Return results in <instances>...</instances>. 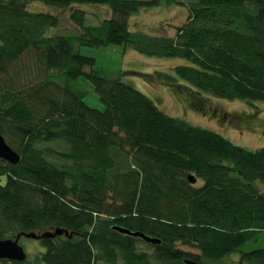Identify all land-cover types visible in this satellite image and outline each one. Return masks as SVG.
<instances>
[{
    "label": "trees",
    "instance_id": "16d2710c",
    "mask_svg": "<svg viewBox=\"0 0 264 264\" xmlns=\"http://www.w3.org/2000/svg\"><path fill=\"white\" fill-rule=\"evenodd\" d=\"M34 1L70 9L78 32L51 33L59 15L29 10ZM162 2L179 3L0 0V134L19 155L15 164L0 159V239L36 233L44 247L33 260L0 264H264V146L248 149L166 114L76 49L113 44L183 58L155 77L264 103V0L181 1L187 17L171 36L129 28L133 13ZM79 4H104L111 16L87 24ZM79 77L103 110L84 102L86 90L72 84Z\"/></svg>",
    "mask_w": 264,
    "mask_h": 264
},
{
    "label": "rangeland",
    "instance_id": "374dc122",
    "mask_svg": "<svg viewBox=\"0 0 264 264\" xmlns=\"http://www.w3.org/2000/svg\"><path fill=\"white\" fill-rule=\"evenodd\" d=\"M187 0H178L179 3L162 2L150 8H140L133 13L128 24L131 30L139 29L144 33L157 35H173L175 26L182 24L187 17V7L181 3ZM76 7L86 12V23L97 24L104 18L111 16L109 8L104 4H79ZM29 10L44 11L59 15L60 23L51 33L73 34L78 29L69 19L70 9L57 8L39 1L29 4ZM76 49L81 54L95 59V69L103 70L106 75L119 77L150 97L157 107L166 114L179 117L185 121L226 137L234 144L256 149L264 146V103H247L241 100H228L214 97L205 93L197 95L190 91L191 87L178 79L172 85L158 80L155 77L157 70L168 71L171 67L186 64L183 58L155 57L141 54L123 45L88 46L77 45ZM31 64V62H29ZM34 65V63H33ZM171 71V70H170ZM63 77H58V82H63ZM74 86L86 90L83 100L89 106L104 109V103L99 99L91 83L82 77L77 78ZM6 139V138H5ZM44 144V143H43ZM50 146L62 148L60 141L47 143ZM5 175L0 176V183H4ZM196 185L201 184V179L196 180ZM258 188L264 192V182L257 183ZM18 243L26 253L27 260H33L37 254L44 250L39 239L21 235ZM141 249L150 251L151 248L143 243H138ZM182 248L197 252L194 248ZM232 258H236L235 255ZM229 260H223L228 264ZM99 264H105L99 262Z\"/></svg>",
    "mask_w": 264,
    "mask_h": 264
},
{
    "label": "water",
    "instance_id": "95a60500",
    "mask_svg": "<svg viewBox=\"0 0 264 264\" xmlns=\"http://www.w3.org/2000/svg\"><path fill=\"white\" fill-rule=\"evenodd\" d=\"M0 159L15 164L19 161V155L18 153L6 142L4 136L0 134ZM187 178L190 183L196 182V177L192 174H188ZM115 230L129 234L135 237L141 238L143 241L150 243V244H158L160 242L159 239L148 236L140 231H130L126 228L122 227H114ZM57 233H61V230H56ZM21 235H26L34 238H39V234L36 233H22L16 235L14 239H0V260L6 259V260H14V261H23L26 259V253L22 246L18 243V240ZM186 264H199L198 262L192 260V259H186Z\"/></svg>",
    "mask_w": 264,
    "mask_h": 264
}]
</instances>
